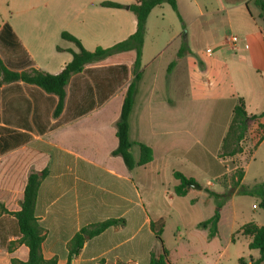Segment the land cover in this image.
<instances>
[{"label":"crops","instance_id":"1","mask_svg":"<svg viewBox=\"0 0 264 264\" xmlns=\"http://www.w3.org/2000/svg\"><path fill=\"white\" fill-rule=\"evenodd\" d=\"M138 1L0 0V58L14 72L36 69L58 75L73 60L70 51H79L62 39L64 32L88 51L111 48L136 33L137 18L129 9L102 4L129 6ZM217 1L218 8H213L202 0H177L183 23L168 4L155 8L148 18L142 78L129 119L133 146L144 144L153 150V161L144 167L130 171L120 156L113 155L119 143L116 124L134 79V51L87 65L72 76L59 116L54 115L59 103L55 95L23 82L0 85V194L13 192L4 187L6 178L23 180L19 208L8 214L11 222L0 206V252L9 264L28 258L25 246H11L19 240L13 213L21 209L28 177L45 169L49 174L42 181L36 207L46 230L45 259L67 264L68 244L82 228L124 219L123 226L87 241L71 264H140L134 261L138 252L149 264L151 254L158 257L162 251L150 250L143 238H155L151 222L163 220L166 225V221L162 214L150 215L148 210L161 200L175 214L182 204L179 199L200 213L197 227L220 212L218 234L208 240L216 241L223 227H228L230 237L214 264H222L230 245H241L237 264H253L259 258L258 251L249 249L250 238L237 235L232 240L246 224L264 227L256 205L250 209L253 198L234 191L226 206L218 209L205 190L229 192L236 168L244 171L243 186L264 183V137L260 140L264 131L259 130L264 126V20L253 0L246 1V10L237 4L244 0ZM5 26L12 32L6 36L8 45L1 40ZM184 43L187 51L179 57ZM239 99L244 100L248 115L259 118L249 124L242 153L223 159V140ZM132 151L138 161L140 149ZM176 172L194 179L202 189L188 188L186 196L178 197ZM130 225L135 227L133 233L124 234ZM139 236L136 248L130 246ZM184 236L178 229V240ZM111 238L113 243L104 245ZM19 251L23 258L17 256Z\"/></svg>","mask_w":264,"mask_h":264},{"label":"trees","instance_id":"2","mask_svg":"<svg viewBox=\"0 0 264 264\" xmlns=\"http://www.w3.org/2000/svg\"><path fill=\"white\" fill-rule=\"evenodd\" d=\"M253 1L254 5L261 11V18L264 20V0ZM163 4H168L183 23L179 13L177 0H139L135 4H131L129 6L113 2H104L102 4L103 7L129 9L136 16L137 31L134 35L111 48H97L95 51L91 52L86 50L82 46L80 40L75 36L64 32L62 34V39L74 43L79 51H70L73 55V60L67 64L60 74L52 75L36 69L26 70L22 73L14 72L9 70L0 58V85L23 82L25 84L37 86L47 94L55 95L58 97L59 103L54 115L59 116L64 108L66 99V86L72 76L81 73L87 65L103 61L117 54L134 51L136 53V59L133 66L134 79L128 87L122 106L121 116L116 124V137L119 143L117 149L114 150L113 155L120 156L130 171L137 167H144L153 161V150L144 144H139L140 158L138 161L134 159L132 155L133 144L129 136V119L134 108L139 83L142 78V53L144 38L146 35L147 21L151 12ZM8 34L12 35L11 29L10 27L5 26L1 34V40L6 45H8V38H6ZM186 47L187 45L184 43L181 50L179 51V57H182V55L185 54L187 51ZM58 50L60 51L61 49L58 48ZM173 66L174 65L172 64L170 69H172ZM258 118L259 116L248 115L244 100H238V103L233 110V119L231 125L225 139L223 140L220 158H234L242 153V142L245 140L248 134L249 124ZM259 130L264 131V126L260 125ZM263 137L264 133L260 140H262ZM48 174V170L45 169L39 173L34 172L28 177L23 200L21 202V209L20 211L13 213L16 219L17 235L19 240L17 242H13L11 246L18 243L19 245L25 246L29 253L26 261L13 259L11 264H59L58 259L54 258L48 260L45 259L43 255L42 245L46 239V230L36 216V207L41 184ZM174 177L179 181V185L176 186L174 190L178 197L186 196L188 193V187L196 184L194 179L187 178L179 172L174 173ZM243 178V169L236 168L230 177L231 190L229 192L221 195L210 190L205 191L216 200L218 209L222 208L225 200L228 199L232 193H234V191H237V194L241 196L259 198L261 200L260 206L262 209H264V183H260L252 188H248L241 184ZM219 222L220 212L217 211L212 218L200 223L199 228L207 230L208 238L213 239L218 234ZM124 224V219H109L107 221L99 222L82 228L68 244L69 255L67 264H71L72 260L79 255L87 241L100 236L112 227ZM150 229L155 235L156 240L160 242L162 254L158 257L155 254H151L149 264H172L169 258V252L164 246L163 234L165 224L163 220L151 222ZM237 235L250 238L249 249L259 252V258L253 264H263L264 227H259L254 223H249L244 225L240 230L233 234L232 240L234 242ZM242 261L243 260H240V263Z\"/></svg>","mask_w":264,"mask_h":264},{"label":"rangeland","instance_id":"3","mask_svg":"<svg viewBox=\"0 0 264 264\" xmlns=\"http://www.w3.org/2000/svg\"><path fill=\"white\" fill-rule=\"evenodd\" d=\"M246 1L247 0L240 1L237 2V4H243V8L246 10L244 5ZM202 2L204 3V5L209 4L213 8H218L219 5L217 0H202ZM229 5H234V3L232 4L226 2V6ZM171 12L172 14H175L174 16H176L175 18L178 21V15L172 9ZM195 36L196 42L201 44L203 40L200 38V34L196 33ZM192 44L196 45L195 41H193ZM132 149L139 152V148L136 145H134ZM227 164L232 165L233 163L228 162ZM136 178V175H134V179ZM228 179L229 178L226 177V183L228 182ZM248 183H250V180L248 181ZM4 184V187L11 190L13 189V192L7 193L6 195L4 194V192L0 194L1 211L3 214H5V220H7L8 222L10 220L11 222V218L8 214H10L9 212H12L13 210L19 208L18 203L21 198V191L23 189V180L22 178H15L14 180L13 178L11 180L9 178H6V183ZM4 196H9L10 198H5ZM251 198L253 199H251L250 209L253 207V205H256V207L258 208L257 214L259 213L260 215L264 216V211L260 206L261 200L257 197ZM230 200V197L226 199L223 206H226V204ZM179 201H181L182 204H179L177 208L178 212H175V214L169 213L170 210L168 208V205L161 200L155 201L154 206L152 208H149L148 210L150 215L162 214L163 216H165L166 225L164 229L163 240L165 243V247L169 252L171 262L173 264H214L218 258L219 251L224 250L227 246L230 237L228 227L222 228L220 236L216 239V241H209L207 231L197 227L195 224V222L200 218V213L191 210L183 200L179 199ZM206 210H208V208L204 210V215L206 213ZM134 228V226L130 225L129 228L124 231V234L131 235L134 231ZM178 229L181 232L185 233L183 240H178ZM141 238L142 236H139L136 241L130 242L129 245L133 246V248H136V243ZM143 242L144 244H146V247H149L150 250L161 253L162 249L160 242L157 241L154 236H150L149 240L147 236H144ZM112 243L113 238H111L110 240L106 239L104 245H111ZM226 251L227 252L225 253V256L222 258V264H237V257L241 251V245H230V247ZM16 254L20 258L24 257L23 251H19ZM11 256L15 255L13 254ZM135 257L136 258H134V261H139L140 264H145L143 263V253L138 252ZM8 260L9 259L6 258L4 253L0 252V264H9Z\"/></svg>","mask_w":264,"mask_h":264},{"label":"water","instance_id":"4","mask_svg":"<svg viewBox=\"0 0 264 264\" xmlns=\"http://www.w3.org/2000/svg\"><path fill=\"white\" fill-rule=\"evenodd\" d=\"M189 189H197V190H201L202 189V187H200L199 185H191V186H189L188 187Z\"/></svg>","mask_w":264,"mask_h":264},{"label":"built area","instance_id":"5","mask_svg":"<svg viewBox=\"0 0 264 264\" xmlns=\"http://www.w3.org/2000/svg\"><path fill=\"white\" fill-rule=\"evenodd\" d=\"M232 41H233V42H237V38H233V40H232ZM207 52H209V53H210V52H211V50H210V49H208V50H207Z\"/></svg>","mask_w":264,"mask_h":264}]
</instances>
